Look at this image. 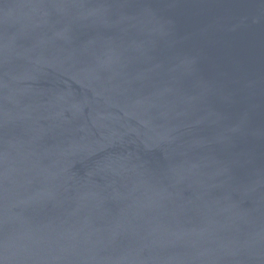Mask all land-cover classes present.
<instances>
[{"label":"water","instance_id":"water-1","mask_svg":"<svg viewBox=\"0 0 264 264\" xmlns=\"http://www.w3.org/2000/svg\"><path fill=\"white\" fill-rule=\"evenodd\" d=\"M0 264H264V0H0Z\"/></svg>","mask_w":264,"mask_h":264}]
</instances>
